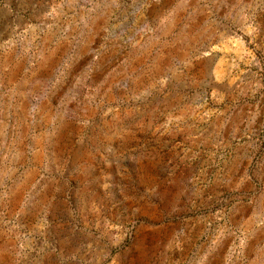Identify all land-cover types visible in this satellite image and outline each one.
I'll list each match as a JSON object with an SVG mask.
<instances>
[{
    "label": "rangeland",
    "instance_id": "rangeland-1",
    "mask_svg": "<svg viewBox=\"0 0 264 264\" xmlns=\"http://www.w3.org/2000/svg\"><path fill=\"white\" fill-rule=\"evenodd\" d=\"M0 264H264V0H0Z\"/></svg>",
    "mask_w": 264,
    "mask_h": 264
}]
</instances>
